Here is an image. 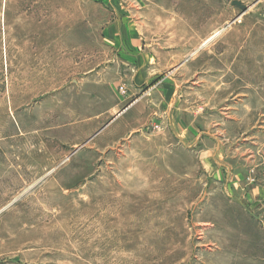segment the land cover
Masks as SVG:
<instances>
[{
  "label": "rangeland",
  "instance_id": "374dc122",
  "mask_svg": "<svg viewBox=\"0 0 264 264\" xmlns=\"http://www.w3.org/2000/svg\"><path fill=\"white\" fill-rule=\"evenodd\" d=\"M232 1L198 5L222 31L187 96L216 176L157 124L105 150L90 125L36 116L35 90L68 82L100 12L0 0V264H264V0Z\"/></svg>",
  "mask_w": 264,
  "mask_h": 264
},
{
  "label": "crops",
  "instance_id": "0c3cea01",
  "mask_svg": "<svg viewBox=\"0 0 264 264\" xmlns=\"http://www.w3.org/2000/svg\"><path fill=\"white\" fill-rule=\"evenodd\" d=\"M85 1L100 12L101 19H91L99 26L95 39L74 47L81 54L67 83L45 93L35 90V115L49 109L54 122L67 117L59 123L90 125L89 132L99 135L96 147L105 150L134 134L154 132L157 124L177 143L197 145L202 167L220 176L210 152L200 149L203 132L188 120L193 117L188 93L203 87L202 55L216 51L212 41L222 31L217 22L204 30V14L197 12L204 0ZM23 83L43 85L41 77Z\"/></svg>",
  "mask_w": 264,
  "mask_h": 264
},
{
  "label": "water",
  "instance_id": "95a60500",
  "mask_svg": "<svg viewBox=\"0 0 264 264\" xmlns=\"http://www.w3.org/2000/svg\"><path fill=\"white\" fill-rule=\"evenodd\" d=\"M232 5L239 7L242 11L247 9V7L238 0H233Z\"/></svg>",
  "mask_w": 264,
  "mask_h": 264
},
{
  "label": "built area",
  "instance_id": "2783aa9c",
  "mask_svg": "<svg viewBox=\"0 0 264 264\" xmlns=\"http://www.w3.org/2000/svg\"><path fill=\"white\" fill-rule=\"evenodd\" d=\"M154 127H155V128H157L158 126H157V125H155Z\"/></svg>",
  "mask_w": 264,
  "mask_h": 264
},
{
  "label": "bare ground",
  "instance_id": "6f19581e",
  "mask_svg": "<svg viewBox=\"0 0 264 264\" xmlns=\"http://www.w3.org/2000/svg\"><path fill=\"white\" fill-rule=\"evenodd\" d=\"M219 31V30H218ZM216 34H217V32H216Z\"/></svg>",
  "mask_w": 264,
  "mask_h": 264
}]
</instances>
